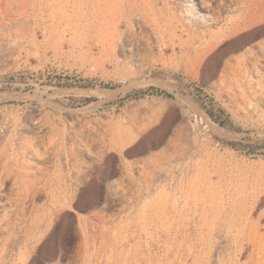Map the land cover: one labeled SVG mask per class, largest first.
Instances as JSON below:
<instances>
[{"label":"rangeland","instance_id":"rangeland-1","mask_svg":"<svg viewBox=\"0 0 264 264\" xmlns=\"http://www.w3.org/2000/svg\"><path fill=\"white\" fill-rule=\"evenodd\" d=\"M226 1L0 0V264H264V0Z\"/></svg>","mask_w":264,"mask_h":264},{"label":"bare ground","instance_id":"bare-ground-1","mask_svg":"<svg viewBox=\"0 0 264 264\" xmlns=\"http://www.w3.org/2000/svg\"><path fill=\"white\" fill-rule=\"evenodd\" d=\"M194 1L199 3V0ZM215 2L216 0H200V7L202 12L208 11L210 13L207 16L212 17L214 22H219L223 20L227 1L221 0L217 6H215Z\"/></svg>","mask_w":264,"mask_h":264},{"label":"built area","instance_id":"built-area-1","mask_svg":"<svg viewBox=\"0 0 264 264\" xmlns=\"http://www.w3.org/2000/svg\"><path fill=\"white\" fill-rule=\"evenodd\" d=\"M197 117H198L197 114H195V115H194V118L197 119ZM1 130L4 131L5 129L2 128Z\"/></svg>","mask_w":264,"mask_h":264}]
</instances>
